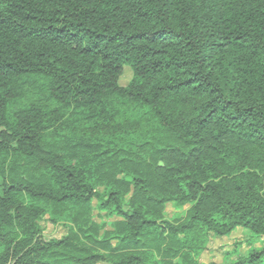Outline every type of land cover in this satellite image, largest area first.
Listing matches in <instances>:
<instances>
[{"label": "trees", "instance_id": "trees-1", "mask_svg": "<svg viewBox=\"0 0 264 264\" xmlns=\"http://www.w3.org/2000/svg\"><path fill=\"white\" fill-rule=\"evenodd\" d=\"M236 228L264 236V0H0V264H200Z\"/></svg>", "mask_w": 264, "mask_h": 264}, {"label": "rangeland", "instance_id": "rangeland-1", "mask_svg": "<svg viewBox=\"0 0 264 264\" xmlns=\"http://www.w3.org/2000/svg\"><path fill=\"white\" fill-rule=\"evenodd\" d=\"M130 78V68L127 66L123 67L119 77V84L126 85ZM186 207L177 209L173 204L168 203L165 209L166 217L171 218L174 214L183 212ZM95 219L99 221V218L95 217ZM40 225L43 228L45 238H59L66 233L62 226L53 225L46 218L41 220ZM248 236L249 231L242 228H236L226 236H210L207 249L199 257V263L230 264L237 256L245 255L248 250L264 246V236L255 240L251 245L247 243Z\"/></svg>", "mask_w": 264, "mask_h": 264}]
</instances>
